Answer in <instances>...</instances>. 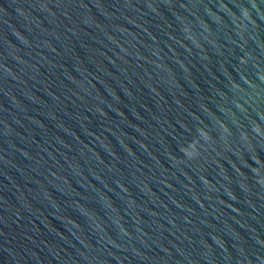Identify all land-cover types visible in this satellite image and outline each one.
<instances>
[{
  "label": "water",
  "instance_id": "water-1",
  "mask_svg": "<svg viewBox=\"0 0 264 264\" xmlns=\"http://www.w3.org/2000/svg\"><path fill=\"white\" fill-rule=\"evenodd\" d=\"M0 264H264V0H0Z\"/></svg>",
  "mask_w": 264,
  "mask_h": 264
}]
</instances>
